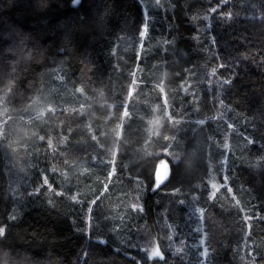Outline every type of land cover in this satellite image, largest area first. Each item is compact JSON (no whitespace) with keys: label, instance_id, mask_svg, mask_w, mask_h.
<instances>
[{"label":"trees","instance_id":"16d2710c","mask_svg":"<svg viewBox=\"0 0 264 264\" xmlns=\"http://www.w3.org/2000/svg\"><path fill=\"white\" fill-rule=\"evenodd\" d=\"M154 1L0 0V95L15 109L43 105L35 118H18L21 142L10 125L0 138V264H195L175 255L168 236L171 228L177 239L189 235L197 205L209 264H264V0H156L158 10ZM217 6L207 27L203 16ZM148 14L156 15L150 29L157 41L167 42L165 54L155 42L157 59L146 50L151 31L141 43ZM160 59L166 66L153 67ZM208 67L223 82L222 110L217 89L195 97L198 115L210 123H186L185 140L202 130L208 144L191 164L181 156L188 144L162 153L185 127L167 118L150 141L147 128L162 99L174 116L186 107L190 117L195 99L182 87ZM163 70L164 95L150 78ZM134 72L141 84L129 96ZM226 108L232 112L224 115ZM217 113L245 125L248 135H232L238 155L231 148L228 186L212 198L211 177L225 176L221 124L228 128L223 118L216 128ZM250 138L254 145L242 149ZM163 158L170 176L158 185ZM146 241L163 257L142 250Z\"/></svg>","mask_w":264,"mask_h":264},{"label":"rangeland","instance_id":"374dc122","mask_svg":"<svg viewBox=\"0 0 264 264\" xmlns=\"http://www.w3.org/2000/svg\"><path fill=\"white\" fill-rule=\"evenodd\" d=\"M158 1H154L153 5H154V10H158ZM219 11L220 8L219 6L213 8L211 10V12H209L208 14H205L203 16V20L205 21L207 27H209L210 22H213V19H215V17H217L219 15ZM148 21V23H147ZM150 21L154 24L155 22H157L156 20V15H152V16H147L145 25L142 27L143 32H142V39H141V43H143V41L146 39V37H148L150 31V36L148 39V45L146 47V50L149 54V56L152 59H157V57L155 56L156 54H158V52L156 51V43H160V45H162L161 47H163V49L161 48V50L163 51V53H166V41L164 40H158L157 41V35L155 32V29H150ZM169 28H174L171 25H168ZM207 32V31H206ZM156 39V40H155ZM156 42V43H155ZM166 59V56H163ZM161 67V66H166V61H162V59H160L158 62H153V67ZM139 73V72H138ZM138 73L134 72L133 76H134V81L133 84L130 87V93L129 96H131L133 93L137 92V90H139L140 87V79H139V75ZM202 76L197 77V75H190V77H192L189 81L188 84L183 85L182 87V93L184 97L189 96L190 99L193 98L195 100H193L192 102V110H195L192 113H189L190 117L187 114H184L183 112L186 110L185 108H182L183 110L181 111L182 117H177L174 116L173 114L170 113V105L168 103V100L166 99H162L161 103H157L156 105H154L152 107V116L147 128V132L149 135V141L151 140L152 137H159L161 135L162 132V128L163 125L165 123V120L168 118L170 120V122L172 124H175V128H177L178 126L180 127H185V130L183 132V134H181V138L177 139L176 141H174L172 143V141L169 143V146L164 149L162 151V153L164 155H172L176 152V149L179 145H185L188 144L186 147V150H184L181 153V156L184 158H188L191 160V162L188 163H195L196 161L194 160H198L203 154L206 155L207 154V141L205 139V132L202 130H196L194 129V133L195 136L194 138L190 141H187L184 139V137L187 135V133H189L188 129L189 127L186 128V123L189 121H193L195 123H197L198 126L203 127V126H207L208 123H210V119H208V117H202L199 116V108L197 106V99L195 97H199L202 94L203 89L206 87L210 93L213 94V92L216 90L215 92V98L217 100V106H216V111H221L222 110V106H221V88L223 86V82L221 80L220 77H217L218 75V69L217 68H212V69H205V71L203 72V74H201ZM167 77V71L163 70L160 75H153L151 76V81L154 84V89L159 90L163 95H164V90L166 88V86H162L160 83V78L166 79ZM56 78L59 79V83H61V85H64V83L62 82V80L64 79V75H61V72H59L56 75ZM65 86V85H64ZM67 87V86H66ZM66 87H61L58 86V88H62L63 90L66 89ZM198 90L196 93L193 92ZM78 92H82L81 89H77ZM70 89L66 90L64 92L65 95H68L70 93ZM54 95L57 96L58 94H60V92L58 90H54L53 91ZM6 93L4 92L2 95H0V138L2 137V135H4L6 132L11 131L12 129L8 128V125L18 128L14 129L15 130V134L13 135L12 139L15 138L16 143L21 142L23 140V137L20 133V129L22 127V125L17 124L16 122L18 121V118L22 117L23 119L25 118L26 120L29 119H33L36 116H38V113L40 114V111L38 109L43 108V105L39 106L38 108L36 107V105H34L32 107V109L30 111L26 110V109H21V108H17L16 109L9 105L8 102L5 100L6 99ZM59 98H61L59 101L61 104H65L66 99H62V96L59 95ZM136 101H139V97H136ZM153 99H150L149 102H153ZM50 107L47 108V110H49ZM129 107L126 106L123 109V116L125 117V121H124V126L122 128H120L119 130V135L118 137H120L124 131L125 128V123L127 122V118L130 115V111H129ZM46 110V111H47ZM45 111V112H46ZM231 109L226 108L225 111H223L224 115L231 113ZM217 118L222 119L225 121V123L227 124L228 128H226L223 124H221V128L223 129V136H222V143L218 144V146L220 147V149L222 151H225V157L222 158L220 160V169L225 174V172L223 170H226L228 167L227 164V159L228 156L231 152V148L233 152H235L236 155V149L234 144V139H236V137H233L232 135H248V133L246 134L244 129H245V125H238V124H234L230 118H226V116H220L218 113L217 115H215L213 117V122L215 123V126L217 129H219V124L217 122ZM191 130L193 129L192 127L190 128ZM225 129V130H224ZM254 141L250 138L249 141L247 142H243V146L242 149H249L250 145H254ZM147 144H149V142H147ZM171 147H173L172 150ZM148 154L152 153V150L147 151ZM229 161V160H228ZM170 162L168 160H166L165 158L161 159V161L159 162V166L160 165H169ZM189 165V164H188ZM14 171H16V174H23V171L21 170V168L17 165L14 168ZM212 187L214 188L211 192H210V196L212 198H214V196L218 193V191L220 189H223L224 187L228 186V177H226V174L224 176V179H221L219 176H216V174H213V177H211V181H210ZM230 193V191H229ZM231 194V193H230ZM135 208L139 207V204L135 203L134 204ZM204 215V210L201 209L198 205L196 207H194L192 213H191V218H190V225H192V230L189 233L188 236H181V239H179L180 235L178 234V239L177 234L175 232V230L173 228H171L169 236H168V241H169V245H172V247L175 248V255L179 256L182 254H185L187 257H193V261L195 262V264H209L208 263V253H207V233L205 231V227H204V219L203 216ZM194 237V238H193ZM142 250H145L146 253L150 256H160L163 257L162 255V251L158 248L157 244L154 245H150L149 242H144L141 244ZM244 249H247L244 247ZM254 264V263H252Z\"/></svg>","mask_w":264,"mask_h":264},{"label":"water","instance_id":"95a60500","mask_svg":"<svg viewBox=\"0 0 264 264\" xmlns=\"http://www.w3.org/2000/svg\"><path fill=\"white\" fill-rule=\"evenodd\" d=\"M158 185L164 184L170 176V165H160L157 169Z\"/></svg>","mask_w":264,"mask_h":264},{"label":"bare ground","instance_id":"6f19581e","mask_svg":"<svg viewBox=\"0 0 264 264\" xmlns=\"http://www.w3.org/2000/svg\"><path fill=\"white\" fill-rule=\"evenodd\" d=\"M212 68H213V67H208V68H206V69H212ZM191 127H192L193 129L195 128V126H194L193 124L190 125V128H191ZM172 139L175 140V136L172 137ZM157 169H158V168H157Z\"/></svg>","mask_w":264,"mask_h":264}]
</instances>
